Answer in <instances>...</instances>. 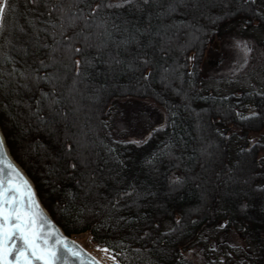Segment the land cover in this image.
<instances>
[{
  "label": "trees",
  "instance_id": "trees-1",
  "mask_svg": "<svg viewBox=\"0 0 264 264\" xmlns=\"http://www.w3.org/2000/svg\"><path fill=\"white\" fill-rule=\"evenodd\" d=\"M5 2L0 129L63 232L88 234L117 264H192L183 251L226 221L253 247L244 264H264V141L232 153L228 135H263L264 90L215 95L203 78L227 24L264 27L259 0H198L189 14L175 0ZM177 27H192L187 40ZM75 97L96 103L92 126H74ZM128 101L161 108L163 123L144 139L115 136L110 114ZM15 118L32 125L26 136Z\"/></svg>",
  "mask_w": 264,
  "mask_h": 264
},
{
  "label": "rangeland",
  "instance_id": "rangeland-1",
  "mask_svg": "<svg viewBox=\"0 0 264 264\" xmlns=\"http://www.w3.org/2000/svg\"><path fill=\"white\" fill-rule=\"evenodd\" d=\"M197 1L175 0L178 5L176 10L189 14L190 10L195 8ZM258 8L264 13V0H259ZM187 21H190V19ZM191 28L187 27L181 30L177 27L181 41L188 39V36L184 33L191 32ZM168 32H170L169 29L165 33ZM203 78L205 91L215 95H238L243 91L264 90V27L258 26V24L248 26L243 19L227 24L222 34L214 40L208 49L203 66ZM74 99L77 100L76 105L74 104V111L76 110L79 116V118H75L74 126L77 124L81 127L83 123H86L88 127L89 125L92 126L88 117L92 118L90 115L92 116L96 103L90 102L92 104V108H90L88 106L89 98H87V101L79 97ZM81 115L84 116L85 122L80 119ZM164 118L163 110L155 105L128 101L115 105L110 114L109 124L115 136L122 139L139 140L148 137L155 128L163 123ZM16 121L25 124V129L18 131V133L20 136H26L27 134L24 135V133L28 131L27 127L31 128L32 125L28 124V120H22L21 118H15ZM89 129H87L88 132H90ZM83 133L85 135L80 139L82 145L87 146L86 136L88 135L84 130ZM228 133L232 139V153L237 146L242 144H249L260 139L264 141V133L263 135H240L232 131ZM25 148L18 152V156L24 159H27L26 153L30 157L38 156L35 155V150L28 149L26 152ZM206 152L201 156V160L211 159L218 162V151L213 155L211 152ZM87 153L84 152V155L91 156V151ZM262 156L264 157V153ZM43 163L45 164L46 161L43 160ZM207 173L208 171L202 175L205 177V181ZM223 181L224 179H222ZM73 238L103 264H117L114 256L108 250L92 243L88 234ZM252 254L253 247L251 243L241 232L230 226L226 221H219L213 226L205 228L197 241L183 251L184 257L192 264H244Z\"/></svg>",
  "mask_w": 264,
  "mask_h": 264
},
{
  "label": "snow or ice",
  "instance_id": "snow-or-ice-1",
  "mask_svg": "<svg viewBox=\"0 0 264 264\" xmlns=\"http://www.w3.org/2000/svg\"><path fill=\"white\" fill-rule=\"evenodd\" d=\"M5 9V0H0V29L3 28ZM69 23H73L72 18ZM144 77L147 78V73ZM2 148L3 139H0ZM37 208L31 188L26 181L20 182L19 173L12 170L4 177L0 170V264H58L61 247L78 255L66 244L61 246L60 239L44 229L47 221Z\"/></svg>",
  "mask_w": 264,
  "mask_h": 264
},
{
  "label": "water",
  "instance_id": "water-1",
  "mask_svg": "<svg viewBox=\"0 0 264 264\" xmlns=\"http://www.w3.org/2000/svg\"><path fill=\"white\" fill-rule=\"evenodd\" d=\"M0 139H3V148L0 149V170H2L3 176L7 177L9 172H11L12 170H15V172L19 173L20 182H27V185L32 190L33 199L38 205L37 211L47 221V223H45L44 225V229L48 231L52 237H58L60 239L61 246L66 244L68 249H71L72 251L78 253V255H73L72 252H69L61 247L62 256L61 260L58 261V264H103L99 259H97L87 249H85V247H83V245H81L78 241H76L72 237L67 236L60 228V226L52 219L48 211L42 205L32 181L10 155L1 129ZM13 179L17 178L13 176Z\"/></svg>",
  "mask_w": 264,
  "mask_h": 264
}]
</instances>
